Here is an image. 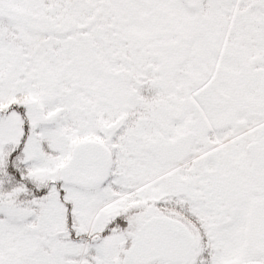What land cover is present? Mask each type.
Returning <instances> with one entry per match:
<instances>
[{
  "label": "snow or ice",
  "instance_id": "snow-or-ice-1",
  "mask_svg": "<svg viewBox=\"0 0 264 264\" xmlns=\"http://www.w3.org/2000/svg\"><path fill=\"white\" fill-rule=\"evenodd\" d=\"M0 264H264V0H0Z\"/></svg>",
  "mask_w": 264,
  "mask_h": 264
}]
</instances>
